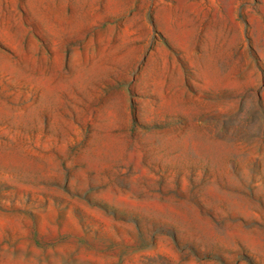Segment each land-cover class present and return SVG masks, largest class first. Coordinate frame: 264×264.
Returning a JSON list of instances; mask_svg holds the SVG:
<instances>
[{
	"label": "rangeland",
	"instance_id": "374dc122",
	"mask_svg": "<svg viewBox=\"0 0 264 264\" xmlns=\"http://www.w3.org/2000/svg\"><path fill=\"white\" fill-rule=\"evenodd\" d=\"M0 264H264V0H0Z\"/></svg>",
	"mask_w": 264,
	"mask_h": 264
}]
</instances>
